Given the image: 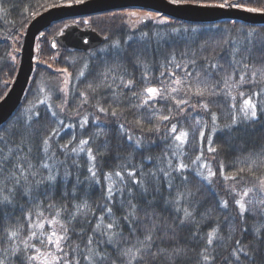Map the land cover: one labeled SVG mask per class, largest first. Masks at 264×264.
<instances>
[{
  "label": "trees",
  "instance_id": "trees-1",
  "mask_svg": "<svg viewBox=\"0 0 264 264\" xmlns=\"http://www.w3.org/2000/svg\"><path fill=\"white\" fill-rule=\"evenodd\" d=\"M83 1L85 0H81ZM219 3H224V0L176 4L205 6ZM228 3L239 6L226 8L246 11L248 8H264V0H228ZM72 4H77L76 0H0V100L10 89L16 76L23 39L30 22L50 8ZM130 12L151 13L152 18L129 17L127 13ZM164 18L166 23H160ZM71 23H77L80 27L89 26L101 35L108 36V39L103 45L89 51L65 48L54 51L50 45L51 38ZM173 29L178 31L174 32ZM249 30L264 34V24L254 25L235 19L207 23L188 22L143 8L62 19L46 28L43 37L36 41L35 67L22 103L12 117L0 127V132H4L14 144L20 143L26 135L25 151L29 145L32 147L34 163H39L43 158L40 150L41 141L51 134L50 155L54 153L57 161H63L57 165L61 176L65 169L71 175L67 178L66 185L58 187L54 194L49 192L47 195L41 194L37 197L34 193L31 201L27 197H18L15 208L5 209L8 212L7 218L0 214V249H10L12 244H17L23 249L21 242L28 239L31 231H36L37 236L28 242L41 247L38 242L41 239L40 231L50 233L54 227L57 229L59 227L50 225L43 219L44 217L51 219L55 215V208H47L52 202H55L57 207L67 205L68 211L59 218L66 221L68 214L73 210L72 204L86 199L95 215L81 216L69 227L74 226L79 230L82 226L81 221H84L83 227L88 229L87 234H91V228L103 214L105 204L113 208L116 218L126 214V204L124 208L120 204L122 199L124 201L129 199L126 190L123 196L119 191H114L111 202L105 199L108 183L104 178L105 173L124 171L125 168L131 170L133 167L137 173L141 168L144 172L161 167L168 170L167 161L171 159L173 169L180 163L188 166L180 172L172 171L171 190L168 189L167 180L162 175L159 177V193L152 191L156 185L151 177L150 194L147 197H140L139 191L134 189L137 196L134 202L139 205L137 215L140 218L135 224L136 235L142 239L144 229H151L153 222H156L158 227L154 233V240L158 247L169 250L179 247L188 250L187 256L176 259L174 264H198L197 253L204 244L201 237L219 225L220 235L224 240L216 242L214 247L218 253L216 264H222V258L228 256L225 245L229 243V225L239 228L240 224L237 206L234 204V200L239 197L232 192V187L234 186L237 192H242L244 188L252 187L256 183V178L264 176V153H261V148L264 147V115L255 122L234 128L231 133L219 130L216 133L212 132V112L216 113L215 123L221 128L231 122L234 114L231 107L232 99L223 95V92L227 91L223 78L231 73L234 67L231 63L233 45L224 44L223 41L230 37L240 38ZM144 33L148 36L142 38ZM243 55L245 53L242 51L241 56ZM173 56L175 61L171 62ZM138 58L142 63H137ZM190 60L196 61L195 67L188 64ZM247 62L264 65V58L260 57L259 49L253 51ZM177 63L181 64L180 68L175 67ZM210 63H217L220 67L213 70ZM185 64H188L187 68L184 67ZM144 65H147V68ZM65 69L66 72L63 71ZM81 71L84 73L82 76ZM196 72L201 73L202 81L209 85L216 84L215 90L221 94L203 98L194 95L196 81L193 78ZM207 72H212V75L208 76ZM105 73L107 79L104 77ZM185 73H192V76L185 77ZM176 77L184 79V85L180 86L184 87V91L171 92L172 87H178L174 83ZM235 79H239V71ZM128 80H132L133 84L125 87ZM89 84L96 89L95 92L89 89ZM189 84L192 85L191 92L186 87ZM148 88L160 89L161 94L149 99L145 104L144 99L150 95L146 92ZM261 88H264V84L246 83L238 89H232V95L236 97L235 103L241 104L249 94L259 92ZM239 92H244L245 96L240 97ZM255 99L261 101L264 100V96ZM178 100H185L187 103L177 106ZM205 101L209 103L210 111L201 108V103ZM100 107L107 111L101 112ZM113 110L116 115H112ZM52 112L56 115L53 116ZM36 113L40 114L38 118ZM29 116L32 117L30 121ZM162 116H169V119L161 120ZM85 120L87 123H84ZM13 124L17 131L15 135H10L6 129ZM173 124L177 127L176 133L171 132ZM120 125H124L125 131H121ZM157 127L159 131H149ZM53 129L56 130L55 133ZM181 130L186 131L188 136L182 146L177 148L176 145L180 142L175 141L174 137ZM201 132L204 133L203 137L200 135ZM97 133L101 135L97 136ZM128 136H132V141L128 140ZM209 136L212 139L211 144L208 143ZM82 139L89 141L87 145L82 146L85 151L71 152L72 148L81 147L79 141ZM136 139L141 140L139 148L134 143ZM63 144H69L67 152L60 148ZM87 148H92L94 154L106 151L103 157L97 156L100 181L98 184H89L85 180L89 175ZM210 148H215L216 151H209ZM148 156L152 159H145ZM249 164L252 165L251 172L248 171ZM240 168H244L245 171L237 175L235 180L225 179V176L236 173ZM209 169L215 173L210 178L211 182L203 178L208 176ZM200 172L203 173V177L197 174ZM77 176L84 183L78 186L77 195L73 200L70 193ZM182 177H187V181ZM125 179H128L126 174ZM113 181L116 189L123 187L118 178L113 177ZM65 190L69 192V196L62 198L61 193ZM188 191L192 193L191 197L181 201L179 205L165 204V199L175 200L177 192ZM153 196L156 197L155 203L148 207L144 201L152 199ZM223 200L228 201L227 209L221 207L220 202ZM177 207L181 209L180 212L175 210ZM184 207L194 210L195 222L180 226L179 220L183 217ZM28 212H31L30 217L27 216ZM37 212H43V217L38 216ZM259 219L246 215V223L250 229ZM42 220L44 228L41 230L36 228L35 224ZM109 222L111 220L105 214L104 223ZM120 224L124 235L129 237L130 243L135 244V237L130 235L128 224L122 219ZM20 225H23V228L19 235L10 241L5 230L15 229ZM197 225L199 233L194 240L192 234L197 230ZM172 227H175V233L171 231ZM173 234L177 239L169 240L167 237ZM235 236L240 238L239 231ZM70 237L67 242L69 245L78 243L81 239L74 233H70ZM100 238L97 236V239ZM252 240L253 236L249 231L244 233L241 242L248 244ZM51 247L49 245V248ZM102 247H107L112 258H116L111 246ZM46 250L42 248V251ZM68 250L65 246V251ZM32 251L34 252V249ZM153 251H156V247ZM257 261L258 264H264V256L257 257ZM10 264H20L19 258ZM117 264H120L119 260ZM148 264H153L150 258ZM154 264H169V261L160 256Z\"/></svg>",
  "mask_w": 264,
  "mask_h": 264
},
{
  "label": "snow or ice",
  "instance_id": "snow-or-ice-1",
  "mask_svg": "<svg viewBox=\"0 0 264 264\" xmlns=\"http://www.w3.org/2000/svg\"><path fill=\"white\" fill-rule=\"evenodd\" d=\"M77 3L81 0H76ZM173 3H200V0H172ZM213 7H237L239 5H232L228 3V0H224V3L205 5ZM248 11L251 12H264V8H248ZM129 17H140L142 19L152 18L151 13L139 14L136 12L127 13ZM139 22V20L137 21ZM160 23H166V18L160 20ZM135 26V25H133ZM173 31H178V29H173ZM243 32V30H241ZM159 35V34H157ZM148 34L144 33L142 38L147 37ZM118 43V42H117ZM224 44L231 43L233 45L231 49V63L234 66L233 71L228 73L223 78L224 88L227 89L226 92H223L226 98H231L233 104L231 107L234 109V114L232 116L231 122L229 124L223 125L221 128L215 122L217 116L215 112L211 113V118L213 121L212 132L216 133L218 130L221 132L227 131L231 133L234 128H239L243 124H250L258 120V118L264 115V100L258 101L255 97L264 96V88H261L259 92H253L248 95L246 99H243V102L239 105L235 103L236 97L232 95V89L240 88L246 83L248 84H264V65H256L255 63H248L249 57L252 55L255 49H259L260 57L264 58V34H257L255 30H249L244 33L240 38L230 37L226 38L223 41ZM244 52L245 55L241 56V52ZM237 57H240L237 59ZM175 61V56L172 57L171 62ZM137 63L140 64L142 61L137 59ZM188 64H191L195 67L196 61L190 60ZM188 64H185L184 67L187 68ZM147 68V65H144ZM176 68H180L181 64H175ZM211 69L215 70L220 67L217 63H210ZM63 71H67L66 69ZM239 71V79L236 80L235 76ZM80 75H84L83 71L80 72ZM163 76L164 73H161ZM208 76L212 75V72H207ZM192 76V73H185V77ZM105 79H107V73L104 74ZM196 81L194 95L198 97H211L220 95V92H217L215 89L216 84L209 85L208 83L201 80V73L196 72L195 77L193 78ZM123 83V80H121ZM67 83V81H65ZM175 85L178 87H172L171 92L184 91L183 86L185 81L180 77H176L174 80ZM219 83V82H217ZM133 84L132 80H128L124 85L125 87H130ZM89 89L93 92L96 91L91 84L88 85ZM189 92L192 91V85L189 84L186 86ZM148 95L144 99L146 104L149 99L160 95L161 90L157 88H148L146 89ZM240 97H244V92L238 93ZM81 95H85L81 93ZM87 97H85V100ZM174 99V97H173ZM185 100L176 101L177 106L186 104ZM99 107V105H97ZM201 108L205 111H210V105L208 102H202ZM50 107V106H49ZM101 112H106L107 110L103 107H100ZM39 113H36L37 118ZM52 115L55 116L56 113L52 112ZM112 115H116L115 110H113ZM31 116L28 117L30 121ZM161 120H168L169 116L160 117ZM199 123V121H197ZM84 123H87L85 120ZM30 127V125H26ZM83 127V124L81 125ZM121 131H125L124 125H120ZM159 131V128L149 129V131ZM15 125H9L6 129V132L10 135H15ZM55 133V129L52 130ZM171 132L176 133L177 127L175 124L171 127ZM101 133H97V136ZM201 137L204 136V133H200ZM188 133L181 130L178 135H175V141L180 142L176 145L177 148L181 147L182 144L187 140ZM51 134L47 137H44L41 141V152L43 158L39 160V163H34L32 160V147L29 145L25 151L26 135L21 139L20 143H11L6 137L4 132H0V214L5 218L8 216V212L5 211L6 208L11 207L15 208L18 204V197H27L31 201L34 196L38 197L39 195H47L49 192L53 194L56 192L58 187L66 185L67 178L71 173L65 169L63 176L60 175V172L57 168L58 164L63 163V161H57L55 159V154L51 152ZM75 139V137H73ZM132 136H128V140L132 141ZM71 141H69V144ZM88 140H80L79 144L81 147L72 148L71 152L79 153L84 152L85 148L83 145H87ZM137 148L141 147V140L136 139L134 141ZM208 143H212L211 136L208 137ZM69 144L60 145V148L65 152L68 151ZM107 148V144H105ZM209 151L215 152V148H210ZM261 153H264V147L261 148ZM103 157L106 155L105 152L95 153L92 148H87V156L89 161L88 173L89 175L85 177V180L91 183L98 184V168H97V156ZM175 155V153H173ZM200 157H197L199 159ZM147 160H151L152 157H145ZM51 161V163L49 162ZM123 167V166H121ZM188 166L180 163L175 169L172 168V161L169 159L167 161V169L161 167L156 170H150L149 172H144L143 168L137 170L133 167L131 170L127 168L124 171H112L104 174V178L107 183V191L105 194V199L109 202L113 200L114 191H119L121 196H123L125 190L129 199L120 201L121 207L124 208L126 204V214L120 218H116L113 212V208L109 204L104 205L103 214H101L91 228V234L88 233V229L83 227L84 221H81L82 226L77 230L74 226L69 227V225H74V222L81 216L87 217L89 214L95 215L91 205L86 199L80 201L79 203L72 204V211L68 214L67 220L59 219L61 215L68 211L67 205H61L57 207L55 202L49 203L47 205L48 209L55 208V215L48 219L44 217V220H47V223L50 225H58L57 228H53L50 233L40 231L39 243L41 247H37L36 244H30L28 240L37 236L36 231H31L27 240L22 241L23 249L20 248L17 244H12L10 249H0V264H10L11 261L19 258L20 264H117V260L120 261V264H148V258L154 262L158 257L164 256L166 260L169 261V264H174L176 259L181 258L182 256H187V249L173 247L171 250L163 247H158L156 245V240H154V233L158 227L156 222H153L151 229H144V236L141 239L136 235L137 228L135 224L139 222L140 218L137 215L139 211V205L134 202L137 198L136 192L134 189L139 191L140 197H147L150 194L149 188V177H151L152 182H155V188L152 191L156 193L160 192L159 188V177L162 175L167 180V187L169 190L173 188L172 183V171L180 172L181 170L187 168ZM221 169H223V164H221ZM244 168L238 169L236 173H232L229 176H225V179L235 180L237 175L243 173ZM248 171H252V165L249 164ZM46 173V174H45ZM125 174L127 175V180L125 179ZM199 176L203 177V173H197ZM210 169L207 177H203L206 180L210 181V178L214 176ZM113 177L119 179V182L123 187L116 189L113 181ZM243 179V177H240ZM184 181H187V177H182ZM84 182L80 180L79 176L76 177V182L72 187L71 196L73 200L77 195V188ZM131 185L130 187L128 185ZM232 192L236 193L239 197L234 200V204L237 206V215L239 216V228L235 225H229V235H228V245H225V250L228 251V256L222 258V264H258L257 257L264 256V176L256 178V183L252 187H246L242 192H237L236 188L232 187ZM62 198H67L69 196L68 191H63L61 193ZM192 193L188 191L177 192L175 200L165 199V204L174 203L179 205L181 201L185 200L188 197H191ZM156 197L153 196L152 199H145V204L148 207H151L155 203ZM221 207L224 209L228 208V201L223 200L220 202ZM42 204V202H41ZM21 207H23L21 205ZM177 212H180L181 209L177 207L175 209ZM105 214L110 218L111 222L105 224ZM37 215L43 217V212H37ZM246 215L260 218L257 223H254L251 226V229L246 223ZM27 216H31V212L27 213ZM120 219L125 221L128 224V230L132 237H135V244L130 243L129 237L124 235L123 227L120 224ZM195 222L194 220V210H189V208H183V217L179 220V225L183 226L186 223ZM87 223H91L87 221ZM31 228L32 225L30 224ZM35 227L38 229L44 228L43 220L37 224ZM23 228V225L18 226L15 229H6L7 236L9 240H15L19 235L20 230ZM171 231L175 233V227L171 228ZM239 231L240 238H236L235 234ZM251 231L253 240L248 244L242 243L244 233ZM70 233H74L79 236L81 239L78 243L67 244L70 240ZM199 233V227L197 225V230L193 232V239H197ZM97 236L101 237L97 239ZM169 240H176L177 236L173 234L170 237H167ZM204 240L203 247L200 248L198 255V264H216V259L218 253L214 244L216 242H222L224 237L220 235L219 225L212 228L209 232L205 234L204 237H201ZM163 240V238H160ZM49 245L52 247L49 248ZM82 245V247H81ZM111 246L112 250L116 253V258L113 259L111 253L107 250V247ZM65 246L68 247V251H65ZM156 247V251H153V248ZM42 248L47 249L42 251ZM34 249V252L32 251ZM32 253V254H29Z\"/></svg>",
  "mask_w": 264,
  "mask_h": 264
},
{
  "label": "water",
  "instance_id": "water-1",
  "mask_svg": "<svg viewBox=\"0 0 264 264\" xmlns=\"http://www.w3.org/2000/svg\"><path fill=\"white\" fill-rule=\"evenodd\" d=\"M128 8L148 9L188 22L207 23L222 19H235L254 25L264 24V12L176 4L169 0H86L79 4L51 8L34 18L27 28L17 74L10 89L0 101V127L12 117L22 103L34 70L36 40L38 37H43L42 32L46 28L65 18L95 15ZM107 39V36H102L89 27L80 28L73 24L68 26L62 34L55 35L50 43L53 50L62 47L87 51L99 47Z\"/></svg>",
  "mask_w": 264,
  "mask_h": 264
},
{
  "label": "rangeland",
  "instance_id": "rangeland-1",
  "mask_svg": "<svg viewBox=\"0 0 264 264\" xmlns=\"http://www.w3.org/2000/svg\"><path fill=\"white\" fill-rule=\"evenodd\" d=\"M63 6H66V5H63ZM62 7V6H61Z\"/></svg>",
  "mask_w": 264,
  "mask_h": 264
}]
</instances>
